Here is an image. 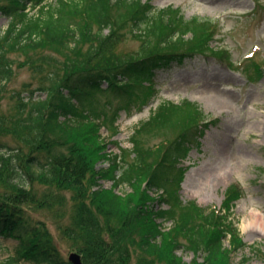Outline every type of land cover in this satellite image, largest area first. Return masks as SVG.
<instances>
[{"label":"trees","instance_id":"16d2710c","mask_svg":"<svg viewBox=\"0 0 264 264\" xmlns=\"http://www.w3.org/2000/svg\"><path fill=\"white\" fill-rule=\"evenodd\" d=\"M0 15L8 19L0 33V82L12 78L10 55H19L20 66L40 76L46 93L45 99L19 95L18 124L0 130V248L6 239L16 241L0 264H72L28 212L64 203L67 194L73 218L63 235L82 264H233L247 248L231 218L240 189H227L220 210L182 203L177 194L179 165L210 123L201 107L161 102L125 150L103 141L104 112L92 105L95 93L109 92L128 99L130 114L152 98L157 73L195 58L227 60L226 50L212 47L216 24L144 0H0ZM127 38L139 43L129 55L116 50ZM165 127L174 128L173 140L153 152L140 144L141 134ZM7 135L20 144L12 146ZM111 145L118 152L107 155ZM100 161L107 167L97 168ZM159 190L163 199H153L150 192ZM157 203L169 208L155 209ZM158 220L173 224L165 229ZM178 251L193 258L185 262Z\"/></svg>","mask_w":264,"mask_h":264},{"label":"rangeland","instance_id":"374dc122","mask_svg":"<svg viewBox=\"0 0 264 264\" xmlns=\"http://www.w3.org/2000/svg\"><path fill=\"white\" fill-rule=\"evenodd\" d=\"M55 1L48 0L51 4ZM144 1L151 2L157 9L179 7L187 20L199 18L214 22L216 35L212 47L225 49L229 57L222 61L195 58L182 66L157 73L153 78L151 100L143 109L133 110L130 114L126 109V97L113 96L109 92L95 93L92 105L97 111L104 112L106 119L99 123L100 136L108 144L117 142L123 149L130 150V137L160 102L177 103L184 99L197 102L208 116L207 120L212 122L205 128L202 141L190 145L186 160L180 164L184 175L177 193L179 199L183 203L194 201L204 209L219 210L227 188L236 185L242 196L234 203L231 218L247 248L236 254L233 264H264V231L247 226L254 220V212L264 218V0ZM7 27L8 19L0 15V33ZM185 38L189 39L190 35ZM138 44L127 38L116 50L129 55L137 51ZM10 57L14 60V74L7 83L0 82V130L7 132L13 131L18 124L13 116L19 115L16 106L19 95L33 92L34 97L46 98V93L40 91V76L28 67L20 66L21 56ZM85 131L86 128L83 133ZM175 136L174 128L165 127L145 132L139 139L145 149L153 152L161 141L173 140ZM5 140L14 147L20 144L11 135ZM105 153L112 155L117 149L111 145ZM97 164V168L107 167L106 161ZM101 185L103 189L111 186L105 181ZM142 187L144 189V184ZM126 191L132 193L129 188ZM151 196L155 200L164 197ZM62 197L64 203L41 208L33 206L28 212L44 223L68 259L70 254L77 253L71 251L72 243L63 235L64 228L71 225L73 206L68 194ZM153 206L155 209L169 207L162 203ZM15 243L10 239L2 242L0 260L13 254ZM177 254L185 262L193 258L191 253L178 251Z\"/></svg>","mask_w":264,"mask_h":264},{"label":"bare ground","instance_id":"6f19581e","mask_svg":"<svg viewBox=\"0 0 264 264\" xmlns=\"http://www.w3.org/2000/svg\"><path fill=\"white\" fill-rule=\"evenodd\" d=\"M187 176H188V174H187ZM253 214H254L253 215V219L254 220L251 221V222H249L247 226L248 227H256L259 230L264 231V227H263V225H264V218L258 212H254Z\"/></svg>","mask_w":264,"mask_h":264},{"label":"water","instance_id":"95a60500","mask_svg":"<svg viewBox=\"0 0 264 264\" xmlns=\"http://www.w3.org/2000/svg\"><path fill=\"white\" fill-rule=\"evenodd\" d=\"M69 260L72 262V264H82L81 258L78 254H71Z\"/></svg>","mask_w":264,"mask_h":264}]
</instances>
